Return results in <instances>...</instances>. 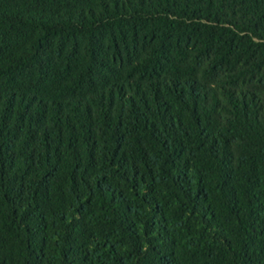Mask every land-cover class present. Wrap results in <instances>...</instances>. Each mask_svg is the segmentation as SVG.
Masks as SVG:
<instances>
[{
  "label": "trees",
  "instance_id": "trees-1",
  "mask_svg": "<svg viewBox=\"0 0 264 264\" xmlns=\"http://www.w3.org/2000/svg\"><path fill=\"white\" fill-rule=\"evenodd\" d=\"M0 264H264V0H0Z\"/></svg>",
  "mask_w": 264,
  "mask_h": 264
}]
</instances>
